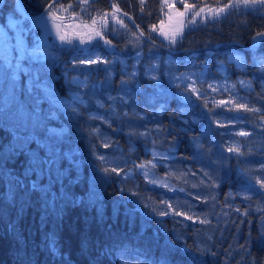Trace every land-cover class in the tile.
I'll use <instances>...</instances> for the list:
<instances>
[{"label":"trees","instance_id":"obj_1","mask_svg":"<svg viewBox=\"0 0 264 264\" xmlns=\"http://www.w3.org/2000/svg\"><path fill=\"white\" fill-rule=\"evenodd\" d=\"M163 1L94 0L57 12L56 18L102 33L88 46L41 45L36 19L23 21L25 45L46 58L26 59L16 73L17 102L35 126L25 132L26 116L0 108V264H264V37L257 36L264 32V6L226 8L219 18L187 22L173 43L158 35ZM15 2L33 16L52 0H0V25L10 36L9 19L21 15ZM185 2L221 8L232 0ZM77 3L60 0L64 7ZM111 5L177 51L144 40ZM179 76L199 95L187 90L183 97L188 87ZM10 84L0 63V97ZM57 128L64 136L48 140ZM25 134L39 144L28 143L24 154L9 151ZM102 136L109 139L104 148ZM28 150L52 159L51 169L26 175ZM104 150L120 161L103 162ZM140 165L150 168L151 179ZM154 178L157 184L149 182ZM147 191L197 203L207 223L150 213L133 197Z\"/></svg>","mask_w":264,"mask_h":264},{"label":"rangeland","instance_id":"obj_2","mask_svg":"<svg viewBox=\"0 0 264 264\" xmlns=\"http://www.w3.org/2000/svg\"><path fill=\"white\" fill-rule=\"evenodd\" d=\"M164 7H165V17L164 19L159 23L158 26V35L159 37L166 41H172L173 39L177 40L181 38V36L184 33V30L187 26L188 20L191 18L192 12L199 10L197 9H192L187 12H185L184 7L179 6L178 0H164L163 1ZM169 5H175V7H169ZM177 9L180 12H184V16H180L177 12ZM215 9V8H213ZM45 15V16H44ZM43 19H36L34 22V25L39 27L41 33L39 35V44H47L51 40L57 41L58 43L62 45H68L70 43H62L57 36V31H59L60 35L65 36L66 40H69L72 42H77L79 44L88 46L91 44L94 40L98 39L97 35V30L93 26L89 25H83V24H76L73 22H65L61 18L57 17L55 20L51 19L48 14H44ZM56 16H59L58 13H56ZM211 16H216L214 12H210L208 8L205 9L204 12L201 13V16L196 17V21L205 17H211ZM56 26H59L58 28ZM6 34V38H11L13 37L12 35L10 36L7 31H5V28L0 25V51L2 55L11 57L13 53L9 55L10 49H6L5 43H4V35ZM51 37V38H50ZM14 41V40H13ZM12 41V43H13ZM37 59H42L46 58L45 54H38L35 53V56ZM179 81L178 83L183 84L184 86L188 87L185 90L181 91V94L183 97L185 96L184 94L187 93V90H190L194 87L196 88L192 83L186 80L182 81V77L179 76ZM197 90V88H196ZM192 92V91H191ZM199 93V91L197 90ZM197 94V93H196ZM49 95L52 97V99H55L57 101H60L61 98L56 95V92L49 91ZM8 97V91L0 97V108L2 109L1 111L4 110L5 114L8 115L7 109L4 108V105L6 103ZM215 101V100H213ZM222 101H228V100H222ZM96 103L100 106L103 105L102 101L97 100ZM106 119V118H102ZM12 121V120H11ZM13 122V121H12ZM52 133H49L48 136H51V138L48 137V140L53 139L54 141H58L60 138H62L64 135L62 131H60L59 128L57 129H52ZM97 133H100L102 135V132L98 130ZM63 135V136H62ZM102 147L104 148L105 145H107L109 139L106 136H102ZM105 152V153H104ZM104 155L101 154V156L104 157L102 160L103 162L107 161L111 164L116 162L115 160L117 159L120 161V159L116 157H112L110 153H106V150L103 151ZM100 157V156H99ZM122 159V158H121ZM149 167H146V172L148 175V178L151 179L152 175L149 170ZM157 176V175H156ZM152 181H155V183H152ZM163 181V180H162ZM152 184H157V180L154 178V180L149 181ZM160 198L155 197L152 195L150 191L143 192L140 194H135L133 195L134 199L136 202L141 204L145 209H147L150 213L156 212V211H163L169 213L170 216H173V219L183 223V224H190L191 223H198L201 220H205V215L203 214V210L201 208L197 207V203L193 204H187L186 202L183 201L180 197L176 199V197L173 196H167L164 195L162 191ZM166 194V193H165ZM167 205H171L172 207L169 208ZM175 212H181L183 215H176ZM191 216L192 219H187L186 217ZM185 219V220H183Z\"/></svg>","mask_w":264,"mask_h":264},{"label":"snow or ice","instance_id":"obj_3","mask_svg":"<svg viewBox=\"0 0 264 264\" xmlns=\"http://www.w3.org/2000/svg\"><path fill=\"white\" fill-rule=\"evenodd\" d=\"M17 2H19V0H17ZM84 4H88V0H83ZM180 3L183 5L185 12L192 10V9H197L198 5L197 4H188L185 2V0H180ZM252 6H264V0H232V3L229 4H225L223 7L221 8H210L207 5L204 6H200L199 10L197 11H193L191 18L188 20L189 24H195L196 23V17L201 16V13L205 11L206 8H208V10L210 12H214L216 15V18H219L220 13H223L224 10L227 9H231V8H238V7H252ZM73 7H80V3L78 2L75 6L69 4L67 7H64V5L60 4V0H52V3L48 4L46 12L48 13L49 17L53 20L56 19V13L57 12H67L69 9L73 8ZM112 7L117 8V11H119V8L117 7V5H112ZM169 7H175V5H169ZM81 11L86 12L87 8H81ZM177 12L180 16H184L185 13L184 12H180L177 9ZM125 16H127V13H124ZM108 16V13H104L103 17L104 19V23L102 25V29L107 30V19L106 17ZM207 18H211V17H206V18H202V19H207ZM27 17L23 16L22 14L20 15V18H10L9 19V28L10 29H14L15 30V35L11 38H6V34L4 35V43H5V47L6 49H10V51L8 52L9 55L11 53H16L17 55L12 56L11 59H8L6 56H3L2 58H0V63H3L5 65V67L9 70V76L11 78V84L9 86V92H8V97L6 100V103L4 105V108L7 109L8 113L13 117L16 118L17 116L23 118V117H27L26 120H23L22 126L25 128V132H27V127L28 125L31 123L33 124V126H35V121H33V116L32 114L26 113L24 108L25 106L22 104H19L17 102V96H16V73L17 72H23V66H22V62L25 61L26 59H32L35 56V53L33 51H30L29 48L25 45V41H24V27L23 25V21L26 20ZM41 19H43V17H41ZM113 19L115 20L116 17L113 15ZM118 23H120L122 26L127 27V25L123 24L122 20H117ZM92 23L96 24V19H92ZM57 28L59 26H56ZM139 27V26H137ZM153 30H155L153 28ZM143 35V32L141 33ZM97 35H102L101 32H97ZM57 36L59 37L60 41L62 43H71V41L66 40L65 36L60 35L59 31H57ZM257 36H261L264 37V32H259L257 33ZM15 41L14 43H12V41ZM173 43H175V39L172 40ZM106 44H111L110 40H106L105 41ZM29 75H31L29 73ZM153 79H155V77H153ZM32 86L34 88H39V77L38 76H34L32 77ZM29 95H32V88H29L28 90ZM191 91L193 93H197V95H199V93L197 92L196 88H192ZM34 99V104L35 107L39 106L40 103V98L38 96L33 97ZM35 107L32 109V112L35 113ZM240 107H244L245 110L247 111H259V109H250L247 108L246 106L241 105ZM73 111H75V109H73ZM241 135H247V133H240ZM17 143L10 146V148L8 149L9 151L12 152H19L21 154H24L25 150H26V146L28 143L32 142V141H36V137L34 135H30V134H25L23 136H18L17 138ZM39 144V141H36ZM108 145H105V147H107ZM229 152H236L238 154H242L240 153V150L237 148H233V147H229L228 148ZM99 159L103 160L104 157L100 156ZM54 163V161L50 158L45 159L43 158L39 153L32 151V150H28V166L25 170V174L27 175L30 172H35V173H43V171L45 170V167L47 166L48 169H51V165ZM151 163V162H149ZM141 168L146 167V165H140ZM153 167H155V165H153ZM105 172H108V169H104ZM112 172L116 173L117 175H119L120 173L117 171L116 168H112L111 169ZM145 175H147V173H145ZM17 185L20 184V181L17 180L16 181ZM152 183H155V181H152ZM261 188H264V180L259 181ZM32 189L33 190H38V185L33 182L32 184ZM248 197H246L247 199ZM167 207L171 208V205H167ZM167 212H162L160 213V215H167ZM176 215H183V213L181 212H175ZM187 219H192L191 216L186 217ZM201 223H207V221L201 220ZM52 245L55 246V241H51Z\"/></svg>","mask_w":264,"mask_h":264},{"label":"water","instance_id":"obj_4","mask_svg":"<svg viewBox=\"0 0 264 264\" xmlns=\"http://www.w3.org/2000/svg\"><path fill=\"white\" fill-rule=\"evenodd\" d=\"M75 1H76V2H80V3H83V1H80V0H75ZM93 1H94V0H88V3L93 2ZM108 1L111 2V0H108ZM15 4H16V8H17V10H18V12H19L20 14H22L23 16H26L27 18L33 19V20L40 18V17L43 16L44 13H45V9H44V10H43L42 12H40L39 14L34 15V16H30V15H27V14L23 13V12L18 8L16 2H15ZM111 6H112V5H111ZM119 12H121L122 14L125 13V12H122L121 10H119ZM127 16L129 17V19H130V21H131L132 26L134 27V29L139 33V35H140L144 40H146L147 42H149V43H151V44H153V45H156V46H158V47L164 48V49H166V50H168V51H171V52L177 51L176 49L170 48V47H168V46L161 45V44H159V43L153 41L152 39H150L149 37H147L145 34L142 35V34H141L142 31L137 27L136 22L132 19V17H131L130 15L127 14ZM256 38H257L256 36L252 38L251 45L249 46V48H251V47L255 44V39H256ZM234 43L239 44V42H236V41H235Z\"/></svg>","mask_w":264,"mask_h":264},{"label":"bare ground","instance_id":"obj_5","mask_svg":"<svg viewBox=\"0 0 264 264\" xmlns=\"http://www.w3.org/2000/svg\"><path fill=\"white\" fill-rule=\"evenodd\" d=\"M45 11H46V10H45ZM30 16H31V15H30ZM33 16H34V15H33ZM44 16H45V15H44ZM40 18H41V17H40ZM40 18H39V19H40Z\"/></svg>","mask_w":264,"mask_h":264}]
</instances>
